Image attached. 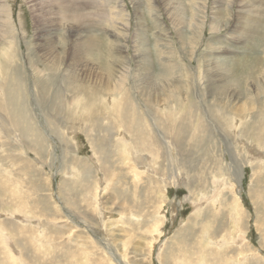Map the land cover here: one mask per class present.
<instances>
[{"label": "rangeland", "instance_id": "1", "mask_svg": "<svg viewBox=\"0 0 264 264\" xmlns=\"http://www.w3.org/2000/svg\"><path fill=\"white\" fill-rule=\"evenodd\" d=\"M0 19V264H264V0Z\"/></svg>", "mask_w": 264, "mask_h": 264}, {"label": "bare ground", "instance_id": "2", "mask_svg": "<svg viewBox=\"0 0 264 264\" xmlns=\"http://www.w3.org/2000/svg\"><path fill=\"white\" fill-rule=\"evenodd\" d=\"M261 2H262V0H261ZM91 3V2H90ZM240 3V2H239ZM80 8V7H79ZM2 9V8H1ZM2 11V10H1ZM137 13V12H136ZM261 13H263V12H261ZM139 18H141V17H139ZM142 19V18H141ZM1 20V19H0ZM142 20H140V22H141ZM8 22H10V21H8ZM6 23V22H5ZM179 32V31H178ZM180 33V32H179ZM92 35V34H91ZM58 40V39H57ZM50 42V41H49ZM46 43V42H45ZM95 47H96V45H95V43L93 42V39H91V38H89L88 39V41H86V43L84 44V45H82V50H83V54L82 55H84L85 57H86V59H89V60H91V61H94L93 59H91V57L92 56H95ZM18 48V47H17ZM18 51V50H17ZM48 54V53H47ZM159 55V54H158ZM83 56V57H84ZM50 58V57H49ZM51 60V59H50ZM215 61V60H214ZM94 62H96V61H94ZM205 64V63H204ZM224 64H226V63H224ZM50 64H48V66H49ZM56 65H57V63H56ZM207 65V64H206ZM56 68L57 67H59V66H55ZM54 67V68H55ZM208 67H210V66H208ZM52 68H53V66H52ZM53 68V69H54ZM171 68V67H170ZM239 68V67H238ZM168 69V68H167ZM172 70V69H171ZM245 70V69H244ZM165 72V71H164ZM210 72V71H209ZM212 72V71H211ZM221 72V71H220ZM219 73V72H218ZM217 73V74H218ZM211 76V75H210ZM247 76V75H246ZM6 77V76H5ZM226 77V76H225ZM179 78V77H178ZM71 79V78H70ZM226 79V78H225ZM15 80V79H14ZM207 80V79H206ZM219 80V79H218ZM211 81V80H210ZM52 82V81H51ZM231 82V81H230ZM17 82L15 81V82H9V83H7V85H6V90H7V94H8V99L7 100H5V105H3V107L4 108H6V110H8L10 107H11V110H12V114H11V117H12V115H14V116H19L18 115V107H16V109H15V96L12 94V92L13 91H15V84H16ZM63 83V82H62ZM223 84V83H222ZM225 84V83H224ZM223 84V85H224ZM38 85V84H37ZM220 85V84H219ZM219 85H218V87H219ZM2 86V85H1ZM216 86V85H215ZM33 87V86H32ZM35 87V86H34ZM37 87V86H36ZM39 87V89H40V91H41V89H42V84H40V86H38ZM68 87H69V85H68ZM220 87H221V85H220ZM229 87V86H228ZM73 89V88H72ZM227 89V88H226ZM19 91V90H18ZM215 91V90H214ZM219 91V90H218ZM221 92V91H220ZM19 93V92H18ZM47 93V89H45V93H44V95H41L40 96V94H39V97H40V102L43 104L44 103V96H45V94ZM231 94H232V92H231ZM55 96L56 95H60V92L59 91H56V93L54 94ZM61 95H63V93L61 94ZM247 95V94H246ZM49 96V95H48ZM57 97V96H56ZM63 97V96H62ZM61 97V98H62ZM18 101V100H17ZM16 101V102H17ZM38 102V101H37ZM47 102V101H46ZM39 103V102H38ZM17 106V105H16ZM2 107V106H1ZM3 107H2V109H3ZM19 107H22V106H19ZM10 110V109H9ZM10 110V111H11ZM17 110V111H16ZM20 111L21 112H23L21 109H20ZM85 111V110H84ZM9 112V111H8ZM18 112V113H17ZM25 113H26V111H25ZM98 115V114H97ZM24 116V115H23ZM126 117H127V115H126ZM17 118V117H16ZM128 118V117H127ZM25 119H26V117H25ZM24 118H23V123H24V120H25ZM122 119V118H121ZM124 119V118H123ZM13 120H14V118H13ZM15 120H17V119H15ZM125 120H129V119H125ZM125 120H123L125 123L127 122V121H125ZM19 121V120H18ZM122 121V120H121ZM15 122V121H14ZM17 123V122H16ZM20 122H18L17 124H19ZM26 123H27V121H26ZM128 123V131L129 130H131V131H133L134 129H135V126H134V122H132V123H129V122H127ZM121 124V123H120ZM20 125H24V127H25V124H20ZM261 125V124H260ZM30 126V125H29ZM21 127V126H20ZM26 128H29V127H25L24 128V130L26 129ZM22 129L23 128H21V131H22ZM20 130V129H19ZM23 130V131H24ZM29 131H31V130H29ZM27 132H28V130H27ZM263 133V132H262ZM40 134V133H39ZM209 136V135H208ZM147 137V136H146ZM264 138V137H263ZM144 139V138H143ZM140 140V139H139ZM264 140V139H263ZM46 141V140H45ZM227 195V194H226ZM258 231V230H257Z\"/></svg>", "mask_w": 264, "mask_h": 264}]
</instances>
